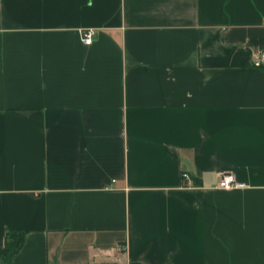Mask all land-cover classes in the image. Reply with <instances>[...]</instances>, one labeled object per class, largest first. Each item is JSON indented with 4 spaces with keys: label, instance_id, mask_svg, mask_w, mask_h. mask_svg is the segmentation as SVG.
Returning <instances> with one entry per match:
<instances>
[{
    "label": "crops",
    "instance_id": "crops-1",
    "mask_svg": "<svg viewBox=\"0 0 264 264\" xmlns=\"http://www.w3.org/2000/svg\"><path fill=\"white\" fill-rule=\"evenodd\" d=\"M263 47L264 0H0V252L264 264Z\"/></svg>",
    "mask_w": 264,
    "mask_h": 264
},
{
    "label": "built area",
    "instance_id": "built-area-1",
    "mask_svg": "<svg viewBox=\"0 0 264 264\" xmlns=\"http://www.w3.org/2000/svg\"><path fill=\"white\" fill-rule=\"evenodd\" d=\"M95 32L88 30L82 32V41L85 45L89 46L93 43ZM253 66L257 68H264V47L254 56ZM183 180L188 187L192 186L191 177L188 173L182 174ZM246 185L240 183L237 178L232 174H224L219 182L218 188L222 190H238L245 188Z\"/></svg>",
    "mask_w": 264,
    "mask_h": 264
},
{
    "label": "trees",
    "instance_id": "trees-1",
    "mask_svg": "<svg viewBox=\"0 0 264 264\" xmlns=\"http://www.w3.org/2000/svg\"><path fill=\"white\" fill-rule=\"evenodd\" d=\"M24 239V235L22 234L7 235L5 247L0 252L1 264H10L14 256L22 249Z\"/></svg>",
    "mask_w": 264,
    "mask_h": 264
},
{
    "label": "rangeland",
    "instance_id": "rangeland-1",
    "mask_svg": "<svg viewBox=\"0 0 264 264\" xmlns=\"http://www.w3.org/2000/svg\"><path fill=\"white\" fill-rule=\"evenodd\" d=\"M0 264H1V262H0Z\"/></svg>",
    "mask_w": 264,
    "mask_h": 264
}]
</instances>
